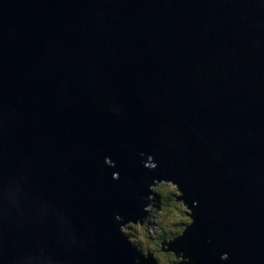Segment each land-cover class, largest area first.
Wrapping results in <instances>:
<instances>
[{"label":"water","instance_id":"95a60500","mask_svg":"<svg viewBox=\"0 0 264 264\" xmlns=\"http://www.w3.org/2000/svg\"><path fill=\"white\" fill-rule=\"evenodd\" d=\"M158 178L172 249L264 264V0H0V264H134Z\"/></svg>","mask_w":264,"mask_h":264},{"label":"clouds","instance_id":"9594fccd","mask_svg":"<svg viewBox=\"0 0 264 264\" xmlns=\"http://www.w3.org/2000/svg\"><path fill=\"white\" fill-rule=\"evenodd\" d=\"M141 155H145L141 153ZM152 156H148L150 161L147 164L149 169H156L158 164L153 161ZM105 163L110 167L116 166L110 156L105 157ZM113 178L119 180V172L113 174ZM157 197H159V207H156ZM148 202L143 206V211L147 213L136 219H128L124 214H116L114 219L119 224V230L127 237L128 242L140 254L134 264H143L147 261L151 264L154 259L157 264V257L148 245H156L162 235L168 234L170 239L167 245V256L170 264H196L195 260L185 251L189 245H183L179 249H172L170 245L183 238L188 230L196 223L198 201L193 200L191 205L188 202L185 191L180 183L169 178H158L149 186V193L144 197ZM212 242V237H208V243ZM143 258V261L141 258ZM228 252L220 256L221 261H228Z\"/></svg>","mask_w":264,"mask_h":264},{"label":"rangeland","instance_id":"374dc122","mask_svg":"<svg viewBox=\"0 0 264 264\" xmlns=\"http://www.w3.org/2000/svg\"><path fill=\"white\" fill-rule=\"evenodd\" d=\"M158 204L156 203V206H157ZM168 238H170V237H168V236H165V235H162L161 237H160V241H159V243H161V247H162V245H163V247H164V249H166V247H165V245H166V243L165 242H169V239ZM148 247H150L151 248V251H153L152 249L153 248H156V247H158L159 248V246L158 245H148ZM159 249H161V248H159ZM167 250V249H166ZM155 255H156V257H157V262L160 264L161 262V260L164 258V255L163 254H161V250H159V252L158 253H156V251L155 252H153ZM152 260H154V259H152Z\"/></svg>","mask_w":264,"mask_h":264},{"label":"trees","instance_id":"16d2710c","mask_svg":"<svg viewBox=\"0 0 264 264\" xmlns=\"http://www.w3.org/2000/svg\"><path fill=\"white\" fill-rule=\"evenodd\" d=\"M156 203L158 204V205L156 206V207L158 208V207H159V197H157V201H156ZM165 236H168V237H169L168 234H165ZM156 245L159 246L160 243H158V244H156ZM156 248H158V247H156ZM161 254L164 255V258L160 261V262H161L160 264H170V258L167 256V253L161 251Z\"/></svg>","mask_w":264,"mask_h":264},{"label":"flooded vegetation","instance_id":"af4514ba","mask_svg":"<svg viewBox=\"0 0 264 264\" xmlns=\"http://www.w3.org/2000/svg\"><path fill=\"white\" fill-rule=\"evenodd\" d=\"M168 239H170V238H168ZM165 243H166V245H167L168 242H165ZM159 248H161V249H159ZM159 248H153V249H152V250H153L152 252H155V251H156V253H158L159 250H161L162 252L167 253V250L164 249L163 245H162V247H161V243H160V245H159Z\"/></svg>","mask_w":264,"mask_h":264}]
</instances>
